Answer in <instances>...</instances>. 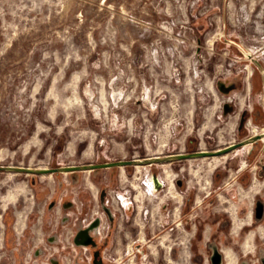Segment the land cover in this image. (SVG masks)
<instances>
[{
  "label": "rangeland",
  "instance_id": "1",
  "mask_svg": "<svg viewBox=\"0 0 264 264\" xmlns=\"http://www.w3.org/2000/svg\"><path fill=\"white\" fill-rule=\"evenodd\" d=\"M241 49L264 67V0H0V165L213 150L260 132L263 116L237 132L242 111L264 112ZM248 148L82 171L76 182L0 171V264H91L72 227L81 201L82 220L95 215L105 186L108 198L123 197L107 248L113 264H211L213 249L224 252L220 264H264V213L254 217L264 203V138ZM151 171L164 186L147 197ZM177 178L182 189L170 186ZM137 240L144 256L130 251Z\"/></svg>",
  "mask_w": 264,
  "mask_h": 264
},
{
  "label": "flooded vegetation",
  "instance_id": "2",
  "mask_svg": "<svg viewBox=\"0 0 264 264\" xmlns=\"http://www.w3.org/2000/svg\"><path fill=\"white\" fill-rule=\"evenodd\" d=\"M230 41H231L230 42L231 45H235L236 47L240 48L238 45H236L235 43L232 42L233 40H230ZM242 54H243V52H242ZM247 60H249V59H247ZM252 65H253L256 73L259 76L261 92H262L263 99H264L263 84H262V80L260 77V72H259L256 65H254L253 63H252ZM249 85H250V89H252L254 86L252 80L249 81ZM227 108H228L227 104H224L223 109L227 110ZM262 116L264 117V112L262 114L261 110H259V109L256 110L255 108H251L250 110L242 111L240 113L239 122H238V126H237L238 134L244 132L245 125H247L246 122L248 120L257 122L260 120V118ZM262 129L260 132H255V133H253L247 137L239 139L237 142L242 141L244 139H247L250 136H253L255 134H259V133L263 132ZM263 138L264 137L261 136L256 141L246 144V145H249V148H248L249 154L252 152V150L258 144V142L261 141ZM237 142H233V143H237ZM230 144H232V143H230ZM242 146H244V145H242ZM242 146H239V147H242ZM239 147H236L235 149H237ZM235 149H233V150H235ZM233 150H231V151H233ZM200 158H202V157H200ZM132 159H139V158H132ZM189 159H193V158H189ZM127 160H130V159H127ZM181 160H186V159H181ZM181 160H175V161H181ZM113 161H116V160H113ZM175 161H171V162H175ZM103 162H108V161H103ZM103 162H98V163H103ZM153 164H158V163H150V164H146V165H153ZM133 166H136V165L111 166V167H103V168H107V169L127 168L128 169V168L133 167ZM99 169H102V168H96V169H91V170H74V171L63 172V173H69L70 180L72 182H76L77 177L79 175L78 174L79 172L92 171L93 172L92 175H93V177H95L97 174L96 172ZM51 174H54L57 177L61 173H51ZM118 176H119V174H118ZM150 182L152 183V190L150 192V195L148 193H146V191H145V194H147V197L153 196V195L155 196L156 192H159L162 189V187L164 186L163 180L155 172H152V171L146 175L145 184H144L145 188H146V185ZM184 183L185 182L182 178H177L175 180L173 179L170 186L172 189H176V188L182 189L184 187ZM95 192L98 193V196H97L98 198H96V196L94 197V199L96 200V202L98 204L97 209L94 211L95 215L92 214L90 216V219H87V220L85 219V221H83L84 219L82 220V214H85L86 210L89 207L86 204V200L81 201L82 204L80 205V210H78L79 216L76 217V220H75L73 227H72V228H74V231L72 232V241L74 242V244L76 246H80V247L85 246L88 249V253H89L88 260L91 264H113L116 259L113 258L109 253H107V248L109 245V236L111 235L113 225H115V226L117 225V221L115 219H116L117 214H118L117 213L118 211H116V210H118V208L120 207V201L119 200H122L123 197H121V196L118 197L116 195H112L108 198V195L110 193H109V191H107L106 186L104 188H102L101 190L97 189ZM208 195H210V193ZM113 196H115L116 202L114 200H112ZM135 198H136V195H135ZM189 201H190V198H188V197H186L184 199L183 208L181 210H184L186 208V204H188ZM109 202H110V204H109ZM207 202H208V204H210L212 202V198L209 197L207 199ZM67 203H68L67 207H72L74 202H72L71 200H68ZM64 204L62 206H65ZM258 204L261 205V217L263 216V213H264V203L262 201H257L255 204V208H254V217L256 219H259L256 217V208H257ZM125 206L127 207V209L130 208L129 203H126ZM167 213H168V211H167ZM184 214H185V212H183L182 215L184 216ZM216 218H217V216H213V219L210 222L213 224L214 223L218 224L217 230H221V227H222V230H224L225 228L221 225L220 222L217 221L218 219H216ZM76 221H78V222L76 223ZM169 224H170L169 220L165 221L164 222V228H169ZM127 233L129 235V237L126 236ZM201 233H202V223L200 221H198L196 224V227H195V237L196 238L200 237ZM236 234L238 235V231L236 232ZM123 237L126 239L131 238L130 231H126L123 234ZM140 241L132 242V248L130 249V251L133 254V257H136V256L141 257V256L145 255V252H146L145 246H144L145 244L141 243ZM224 257H225V255H224L223 250L213 249L211 254H210V262H211V264H220L221 260ZM213 260H215L217 263H214ZM52 261H54V263L56 264L55 260H52Z\"/></svg>",
  "mask_w": 264,
  "mask_h": 264
},
{
  "label": "water",
  "instance_id": "3",
  "mask_svg": "<svg viewBox=\"0 0 264 264\" xmlns=\"http://www.w3.org/2000/svg\"><path fill=\"white\" fill-rule=\"evenodd\" d=\"M236 45L240 47V45L235 42ZM242 50V49H241ZM243 51V50H242ZM245 58L249 59L254 65L257 66L260 77L263 84V91H264V67L263 65L248 51H243ZM262 134H255L250 136L247 139L239 141L237 143H232L227 146L213 149V150H195L191 152H178L166 155H155L150 157H144L139 159H130V160H116V161H108L103 163H87V164H80V165H59L56 167H41V168H31V167H22V166H15V165H0V171H7V172H20V173H29L32 175L37 174H51V173H63L69 172L74 170H91L96 168H103V167H111V166H123V165H146L150 163H163V162H171L175 160L181 159H189V158H200V157H210V156H219L230 152L231 150L235 149L236 147L252 143L259 139ZM256 217H261V205L258 204L256 208ZM214 263H217L213 260Z\"/></svg>",
  "mask_w": 264,
  "mask_h": 264
},
{
  "label": "bare ground",
  "instance_id": "4",
  "mask_svg": "<svg viewBox=\"0 0 264 264\" xmlns=\"http://www.w3.org/2000/svg\"><path fill=\"white\" fill-rule=\"evenodd\" d=\"M262 131L263 132H261V133H259V134H262V137H264V129H262ZM246 145V144H245ZM148 182V181H147ZM147 184V183H146ZM151 190H152V183L150 182V183H148L147 185H146V188H145V191L150 195V192H151ZM115 197V196H114ZM113 199V198H112ZM151 199H153V198H151ZM116 202V201H115Z\"/></svg>",
  "mask_w": 264,
  "mask_h": 264
}]
</instances>
